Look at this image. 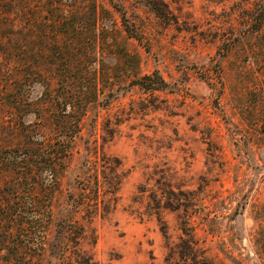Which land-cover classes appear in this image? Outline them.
<instances>
[{"label":"rangeland","instance_id":"rangeland-1","mask_svg":"<svg viewBox=\"0 0 264 264\" xmlns=\"http://www.w3.org/2000/svg\"><path fill=\"white\" fill-rule=\"evenodd\" d=\"M7 1L16 12L19 0L0 10ZM66 1L30 0L34 82L17 109L3 100L17 63L0 46V264H264V0H162L165 16L144 0H71L98 70L125 85L106 101L101 82L86 108L40 238L29 170L7 164L29 167V138L54 135L37 131L36 108L48 117L55 107L39 82L58 78L39 40L52 4ZM121 46L164 88L129 85L130 62L115 66Z\"/></svg>","mask_w":264,"mask_h":264},{"label":"trees","instance_id":"trees-1","mask_svg":"<svg viewBox=\"0 0 264 264\" xmlns=\"http://www.w3.org/2000/svg\"><path fill=\"white\" fill-rule=\"evenodd\" d=\"M144 1L156 15H166L167 11L164 8L166 5L162 0ZM11 4L9 1L3 3V10H0V46L3 47L2 53L6 58L14 57L19 76L13 83L8 82V88L3 93V100L7 107L17 109L21 101H25L29 96L31 84L34 82L30 74L32 71L30 46H32L31 21L35 9H32L30 0H19L16 12L11 8ZM53 7L58 12L55 15L52 14L53 18L50 20V31H48L50 36L46 39L42 36L39 45L45 51V57H48V64L44 66V70L52 76L57 74L58 78L50 77L39 83L43 86L44 94L52 100L55 107L48 117L43 112V106H38L36 109L40 117L37 122L39 126L37 131L48 124L55 132L52 138L51 135L45 138L39 132L31 136V139L29 138V146L32 148L29 155L33 158L29 167L20 166L22 162L14 159L15 156H12V160L7 164L18 167L20 171L29 170L30 174L27 173V175L29 174L32 182L25 193L31 206L30 212L37 226L36 229L41 232L39 235L41 239L44 237L41 236L44 228L51 221V200L58 189L59 169L66 166L72 153L73 142L80 130L81 117L88 105L97 101L100 93H104L99 86L101 82L106 83L107 92L104 95L106 101L114 90L125 85L124 82L119 84L109 82L108 69L98 70V64L95 65L96 54L92 48L96 40L92 37V30H89L87 37L78 31L77 20L73 17L75 7L71 5V0L64 3L56 2L50 9ZM41 8L36 10L37 13L42 11ZM91 20L96 22L97 18L94 16ZM44 25L39 20L37 24L39 32H44ZM113 30L115 33H120L122 30L127 36L134 37L141 42L138 32L128 27L124 20L121 30L115 26ZM87 40L90 42H86ZM120 50V54L115 56V66L118 67L117 65L121 63H118L119 58H122L130 62L131 69L135 71L134 78L128 82L129 85H137L148 90L164 88L166 81L157 70L141 74L137 54L128 51L126 46H121ZM83 59H86V63L82 62ZM79 75H86V77ZM43 173L46 177L42 176ZM5 213L2 211V216ZM42 244L41 242L38 246L42 247Z\"/></svg>","mask_w":264,"mask_h":264}]
</instances>
